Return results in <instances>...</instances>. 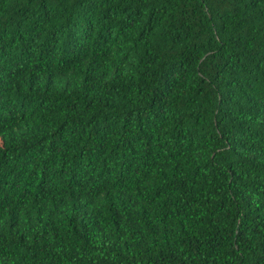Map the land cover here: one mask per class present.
I'll use <instances>...</instances> for the list:
<instances>
[{
	"label": "trees",
	"instance_id": "16d2710c",
	"mask_svg": "<svg viewBox=\"0 0 264 264\" xmlns=\"http://www.w3.org/2000/svg\"><path fill=\"white\" fill-rule=\"evenodd\" d=\"M0 264H264V0H0Z\"/></svg>",
	"mask_w": 264,
	"mask_h": 264
}]
</instances>
